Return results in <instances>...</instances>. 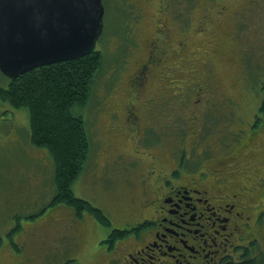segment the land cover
<instances>
[{
	"label": "rangeland",
	"instance_id": "374dc122",
	"mask_svg": "<svg viewBox=\"0 0 264 264\" xmlns=\"http://www.w3.org/2000/svg\"><path fill=\"white\" fill-rule=\"evenodd\" d=\"M217 4L224 5L222 12L217 9ZM141 8L145 11H141ZM106 9L105 20L108 24L114 20L115 12H124L126 19L122 20L121 25L129 33V38L120 40L119 36L112 35L107 28L110 40H106L102 47L107 45L119 51L125 49L124 42L129 46L126 44V49L116 59L105 53L109 69L105 65L102 67L91 100L85 112L83 111L93 141L91 157L75 180L73 191L76 196L100 207L111 220V225L100 223L88 211L78 216L70 206L49 204L55 191L52 153L47 147L32 142L29 109L14 107L0 99V264H104V261L99 260L104 250L96 244L119 225L117 221L125 216L126 211H131L142 202L140 197L143 184L140 179L152 163L151 153L128 155L135 156V166L130 170L126 164L123 166L125 159L116 156L122 150H127L128 146L133 147L137 142L139 145L135 132L131 128L128 130L125 109L126 103L133 101L127 99L131 97L128 89L131 76H134L137 68L133 52L138 48L142 32L150 31L155 23L152 13L156 10L168 13L167 17L161 15L160 18L170 19L173 36L174 33L176 35L189 31L192 34V28L195 30L198 24L201 28L200 20L204 19L203 25L208 32L215 28L221 38L231 41L230 36L235 31L234 21L238 19V22L242 21L247 25L240 28L239 38H236L235 46L239 50L236 62L232 60L223 64L216 56L208 54L203 58L208 64H196L198 69L204 71L200 74L202 79L209 78L217 81V84L222 83L214 91L215 96L206 100L204 92H201L198 100L191 103L194 107L191 106L189 110L181 109V119L178 122L170 121L172 117L169 120L168 116L163 123L161 117L152 115L156 111L154 108L151 119L156 123L148 128L153 137L147 138L145 147L151 148L149 145L152 140L159 141L156 137H164L165 150L157 145L154 147L157 150L153 149L152 152L161 155L164 165L168 167L174 158L170 154L171 148L180 145L179 135L186 136L181 146L185 145L188 151L193 147L200 150L207 144L198 143L203 123L207 125L205 131L212 132L210 144L207 145H212L214 151H221V154L234 144H239L245 133L252 129L257 133L264 130V117L259 111L264 95V0H106ZM219 15L220 20L216 18ZM218 22L223 26L216 27ZM114 27L121 31L117 18ZM167 61L173 63H169V70H164L162 74V78L166 80L163 82L165 94L173 90L172 84L179 78L189 82V63L192 64L183 58L179 64L181 56L175 54L167 58ZM110 70L114 73L112 77H108ZM150 78L149 76L143 82L141 92L144 95H158L156 89L154 92L148 90ZM111 79L114 84L110 88L108 82ZM0 83L5 87L9 83V78L1 70ZM177 83L181 85L180 82ZM196 85L199 84L184 87L186 99L192 92L191 86L196 88ZM185 97L181 93V99L185 100ZM192 110L193 121L188 119V112ZM175 112L178 113V110ZM257 116L262 119L256 125ZM159 126L161 128L155 131ZM121 132L134 138L126 139L123 136L121 139L125 142L122 150L116 151V148H120L117 145ZM218 135H222L221 138H216ZM113 150L115 153L108 155ZM250 151V158L255 159L257 165L264 161V133L257 137V142L250 147ZM14 242L18 244V248ZM123 248L120 247L122 251L125 250Z\"/></svg>",
	"mask_w": 264,
	"mask_h": 264
},
{
	"label": "trees",
	"instance_id": "16d2710c",
	"mask_svg": "<svg viewBox=\"0 0 264 264\" xmlns=\"http://www.w3.org/2000/svg\"><path fill=\"white\" fill-rule=\"evenodd\" d=\"M209 5L212 6L211 4ZM137 8H139V5ZM222 8H225L223 4H217V9H220V12H222ZM141 11L144 12L145 10L141 8ZM213 13L216 14L214 10ZM114 14V20L110 21V26L107 23L106 28L101 34L95 49L90 53L70 60L43 64L41 66L34 67L16 77L7 76L9 78L7 87L3 86L0 83V99L9 102L14 107H27L29 109L32 142L35 145L47 147L52 153L55 164V191L54 196L49 204L52 206H57L59 204L70 206L74 214L78 216H81L85 211H88L100 223L106 226L111 225V220L109 219V217L100 207L95 206L89 200L76 196L73 191V184L79 177V175L83 172L91 157L93 141L89 133L87 119L83 115V111L85 112V108L87 107L88 102L91 100L94 87L102 70V67L105 65L107 69H109V62L107 57L105 59V53L108 56L116 59L120 54L124 52V50L126 49V44L127 46H129L128 43L124 42L125 49L122 50V48L119 51L113 50L107 45L102 47V45L105 44L106 40H110L108 36L109 34H107V28L110 33H112V35L119 36L120 40L124 41L125 38H129V33L124 30V25H121L122 20L126 19V15L123 11L115 12ZM162 14L163 11L159 9L156 10L155 13H152L154 22H158ZM220 16L221 15L216 16V18L220 20ZM116 18L117 22L120 23L121 31L114 27V25H116ZM200 22L201 28L199 27L200 24H198V27L192 25V27H195V30L192 28V34L191 31L187 33L181 32V39L179 40H181L183 44L178 45V43H174V48H170V50L165 53L162 52L164 50V46H157L155 49V54H153V47L150 45V41H148V38L153 39V34L157 30V27H155V23H153L150 31L142 32L143 34L141 36V39H139L138 41V48L133 52L137 68H135L136 72L134 76H131V81L129 83L130 87L128 88L129 92L131 93V97H127V99L129 98L131 100H134L136 98L139 99L140 97V102L138 103V105H141L143 107L142 110L146 111V119H151L153 109L156 108L155 113L152 115L156 114L158 117H161L163 119V123H165L164 119L166 120L168 116L169 120L172 117V120L170 121L178 122L179 119H181L179 114L181 109L184 108L185 110H189L191 106L194 107V105H191V103L194 104L198 100V95L201 92H204L206 100H208V98H211L212 96H215L214 91L218 89L220 85L222 86V83L219 82V84H217V81L215 82V80H211L209 78L202 79L200 74L204 71L198 69L196 66L197 63L208 64L209 62L203 59L208 54H213L219 59V62H222L223 64L224 62L232 60L236 62L238 60L237 56L239 55V50L235 46V43H237L236 38H239L240 28H245L247 24L243 23L242 21L238 22V19H236V21H234L235 31L233 30L234 33L230 36L231 41H227L226 38H221V34L216 33L217 29L215 30V28L212 29V32H208V30H206L207 28L203 25L204 19H201ZM218 23L216 27L223 26L221 23ZM224 24H226V22H224ZM184 30H186V27ZM202 35H204V37H202ZM137 50L139 53L136 52ZM173 54L178 57L180 54L181 61L179 64L182 63V58L184 61L187 60V62H192V64L189 63V82L187 83L185 79L179 78V80L172 84L174 86L173 90L171 92L168 91L167 94H165L163 93V82H165L166 80L162 78V74L164 70H169L168 68H170L171 65L169 66L168 64L173 63L171 61H167V58L172 57ZM149 55H152V57H150ZM113 74V71L110 70L108 77L114 76ZM149 76L151 78L149 79L150 83L148 85V90H152V92H154L156 89L157 92H159L156 93L158 95H155L154 93L144 95L141 92L142 84L147 80ZM177 82H180L181 85H179ZM108 83L110 84L109 87L111 88L113 87L114 80L111 79ZM196 83L199 84L196 85V88L191 86L192 92H190L189 96V98H191L186 99L183 92L184 87L187 85V87L189 88L190 85H194ZM205 88L207 89L206 92ZM249 89L251 91L252 87H250ZM181 90L182 92H180ZM248 92L249 91H247V93ZM181 93L183 94V97H185V100L181 99ZM176 109L178 110V113L175 112ZM193 111L194 110L188 112V119L192 121L194 114ZM259 111L260 114L264 117V95L259 106ZM261 119L262 117L257 116V118L255 119L256 125ZM203 124L204 125L201 127V137L198 138V143L203 144L206 142L207 144H210L212 132L207 130L205 131L207 125L206 123ZM160 128L161 126H159L155 131L159 130ZM191 128L193 131H195L194 127ZM146 132L148 133V135L146 137L141 136L139 143L143 144L145 141L148 142L147 138L153 137V133H149L150 130ZM214 133L215 132H213V134ZM263 133L264 130L260 133H257L254 129H252L249 133H245L244 139L240 141V143H247L248 145L250 142V145L252 146L257 142V137L262 135ZM135 135L139 137L138 133L136 132ZM179 136L180 137L178 140V144H180L179 146H181L182 141L186 136L181 137L183 136V134ZM221 136L222 135H218L216 138H221ZM122 137L126 139H130V137L131 139L134 138L130 134L121 132L120 136H118L117 145L120 148H116V151L121 149L123 143L125 142L124 139H121ZM137 144L138 143L134 144L133 147L128 146L131 149H121L122 151L116 156L119 159L120 157H123L125 159L123 166H125L126 164V167L128 166L130 170H132L135 166V163L133 162V160H135V156H129L135 155L137 153ZM207 144L204 145L200 150L192 149L190 151H188L185 145L183 146V157L187 153L188 157L185 156V163L189 166V168H203L204 163H208L210 154L212 152L217 154L218 150L214 151L213 147H211L212 145ZM231 145H233V143ZM234 145L232 147H234ZM231 148L229 147V149L227 150L229 151L231 150ZM115 150H113L108 155L115 153ZM195 152H201L204 157L198 161L195 160V155L199 154ZM107 164L111 165V163ZM125 235V230H121L117 226L110 231L105 239L102 238L101 241L96 245L99 248H114L115 240L123 239ZM1 242L2 239L0 238V244ZM14 245L18 248L17 243H15ZM72 262H74V260H72ZM237 264L252 263L251 260H246ZM262 264H264V262Z\"/></svg>",
	"mask_w": 264,
	"mask_h": 264
},
{
	"label": "flooded vegetation",
	"instance_id": "af4514ba",
	"mask_svg": "<svg viewBox=\"0 0 264 264\" xmlns=\"http://www.w3.org/2000/svg\"><path fill=\"white\" fill-rule=\"evenodd\" d=\"M167 14L163 11L162 17ZM162 17L155 22L153 39L148 38L153 54L157 46H164L165 53L174 43L183 44L181 33L173 36L170 19ZM133 101L124 109L128 130L138 133L140 142L156 121L145 118L146 111L138 105L140 97ZM156 138L159 141L152 140L149 149L137 144L135 155L152 154V163L140 179L142 202L117 221L126 235L115 240L114 250L102 247L99 260L104 264H237L246 260L262 264L264 161L257 165L250 158V142L234 145L224 154L212 152L203 168L191 169L183 146L171 148L174 158L166 167L162 156L152 152L157 145L164 146V138ZM201 152H195L199 153L194 154L195 160L204 157Z\"/></svg>",
	"mask_w": 264,
	"mask_h": 264
},
{
	"label": "water",
	"instance_id": "95a60500",
	"mask_svg": "<svg viewBox=\"0 0 264 264\" xmlns=\"http://www.w3.org/2000/svg\"><path fill=\"white\" fill-rule=\"evenodd\" d=\"M103 14L102 0H0V70L16 77L90 53Z\"/></svg>",
	"mask_w": 264,
	"mask_h": 264
}]
</instances>
